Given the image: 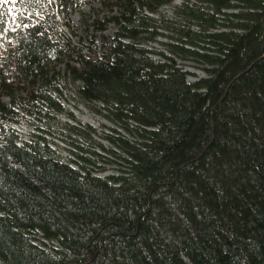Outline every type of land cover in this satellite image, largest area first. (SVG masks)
<instances>
[{
  "label": "trees",
  "instance_id": "trees-1",
  "mask_svg": "<svg viewBox=\"0 0 264 264\" xmlns=\"http://www.w3.org/2000/svg\"><path fill=\"white\" fill-rule=\"evenodd\" d=\"M77 1L0 2V264H264V0H184L173 18L175 0H98L87 43ZM163 37L170 55L149 48ZM61 66L126 133L109 137L117 175L14 128L64 111Z\"/></svg>",
  "mask_w": 264,
  "mask_h": 264
},
{
  "label": "rangeland",
  "instance_id": "rangeland-1",
  "mask_svg": "<svg viewBox=\"0 0 264 264\" xmlns=\"http://www.w3.org/2000/svg\"><path fill=\"white\" fill-rule=\"evenodd\" d=\"M84 1L78 0L71 8L70 21L79 28V33L85 37L84 42L87 43L92 36L95 39L100 37V33L96 32V27L93 24L98 15L100 21H104L105 13L101 12L98 0L86 4ZM183 2L184 0H175L172 5L161 10V15L166 18H173L176 8ZM60 17L64 21L63 16L60 15ZM86 29L88 32H86ZM115 29L114 25H108L106 34L112 35ZM65 34L69 35L67 29H65ZM73 41L77 43L79 39L74 38ZM171 42L173 43L172 40L163 37L159 39V43H155L149 48L170 55L166 45ZM176 59L186 71L194 73L197 78L206 76L203 68L197 64L191 61H183L180 58ZM57 71L60 72V75L52 79L51 83L57 89L54 97L57 98L64 111L62 113H51V119L29 117L27 121L14 126V128L25 141L30 140L32 134L44 137L50 147L66 163L72 164V161L76 159L75 154L80 152L78 148L80 147L84 149L83 156L93 163L91 168L94 169L96 175L102 177L117 175L119 167L114 157L109 153V151L116 152L117 149L112 145L109 137L113 136V130L127 136L126 133L108 119V114L104 111V105L86 103L79 99L76 93L80 84H74L68 79L63 80L64 68L62 66ZM189 81L193 83L196 79L189 77ZM4 101L10 103L9 99ZM72 166L77 167L74 164ZM50 245L48 244V246ZM47 248L50 249V247Z\"/></svg>",
  "mask_w": 264,
  "mask_h": 264
},
{
  "label": "snow or ice",
  "instance_id": "snow-or-ice-1",
  "mask_svg": "<svg viewBox=\"0 0 264 264\" xmlns=\"http://www.w3.org/2000/svg\"><path fill=\"white\" fill-rule=\"evenodd\" d=\"M0 2H6V0H0Z\"/></svg>",
  "mask_w": 264,
  "mask_h": 264
}]
</instances>
